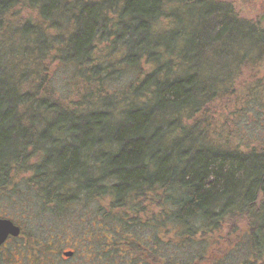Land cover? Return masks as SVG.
<instances>
[{
  "label": "trees",
  "instance_id": "1",
  "mask_svg": "<svg viewBox=\"0 0 264 264\" xmlns=\"http://www.w3.org/2000/svg\"><path fill=\"white\" fill-rule=\"evenodd\" d=\"M257 61L264 27L223 0H0V191L107 203V264H264V145L202 119Z\"/></svg>",
  "mask_w": 264,
  "mask_h": 264
},
{
  "label": "rangeland",
  "instance_id": "2",
  "mask_svg": "<svg viewBox=\"0 0 264 264\" xmlns=\"http://www.w3.org/2000/svg\"><path fill=\"white\" fill-rule=\"evenodd\" d=\"M223 1L228 2L242 18L255 21L264 27V0ZM20 14L30 16L27 10ZM181 28L179 24L176 28L178 33H182ZM173 42L175 37L170 40V43ZM244 54L240 52L229 58L216 59L215 66L212 69L207 68L205 74L210 77L230 78L239 71L237 63ZM251 54L247 53L249 57ZM263 64L257 61V65L243 66L236 79L234 92L213 104L205 115L202 114V119L209 121L211 137L217 143L240 149L264 145ZM59 82L63 84H58L63 92H71L74 84L68 73H63ZM11 191L0 193V207L24 227V236L8 241L0 250V263L5 259L4 264H107L106 258L100 260L96 257L92 260L90 256H83L96 253L92 247H102L98 239L105 242L103 217L97 213V207L103 205L102 209H107V203H101L100 200L89 202V206L86 201L76 199L65 211L55 213L47 205L44 206L42 199L31 194L24 184L20 183ZM93 222L95 225H92ZM33 235L54 240L52 243L37 239L35 247L27 246L30 243L29 236ZM50 249L53 251V258L50 257ZM63 250H74L76 253L66 260L60 253ZM96 255L99 256V253Z\"/></svg>",
  "mask_w": 264,
  "mask_h": 264
},
{
  "label": "flooded vegetation",
  "instance_id": "3",
  "mask_svg": "<svg viewBox=\"0 0 264 264\" xmlns=\"http://www.w3.org/2000/svg\"><path fill=\"white\" fill-rule=\"evenodd\" d=\"M17 185V184H16ZM1 192H3V191H0V193ZM9 192V191H8ZM10 192H12V191H10ZM0 218H7V219H10V220H12L13 221V223L15 224V225H17L19 228H20V233L17 235V236H14V235H9L8 236V238L6 239V241L0 246V250L2 249V248H4L5 246H6V244L8 243V241H10V240H12V239H18V238H21V237H23L24 236V227L21 225V224H19L16 220H15V218L11 215V214H8L6 211H5V209H3L2 207H0ZM92 225H95V222H93L92 223ZM104 226V225H103ZM35 238H36V240L37 239H42V240H44V241H46V242H48V241H52V243H53V240L54 239H48V238H42V237H38V236H35ZM54 238V237H53ZM98 240H100V239H98ZM37 242V241H36ZM27 246H32L30 243L27 245ZM51 248H52V245H51ZM93 249V248H92ZM94 250V249H93ZM50 252H49V254H50V257L51 258H53V256L51 255V252L53 253V251L50 249L49 250ZM64 252H72L73 254L71 255V256H67V255H65L64 254ZM61 253V256L63 257V259H70V258H72L74 255H75V251L74 250H63V251H61L60 252ZM83 256H90V255H83ZM92 257H91V259L93 260L94 258H96L95 257V255H91ZM14 259V258H13ZM4 261H6L5 259H3V262L2 263H0V264H4Z\"/></svg>",
  "mask_w": 264,
  "mask_h": 264
},
{
  "label": "water",
  "instance_id": "4",
  "mask_svg": "<svg viewBox=\"0 0 264 264\" xmlns=\"http://www.w3.org/2000/svg\"><path fill=\"white\" fill-rule=\"evenodd\" d=\"M20 228L7 218H0V246L6 241L9 235L17 236ZM65 255L71 256L72 252H64Z\"/></svg>",
  "mask_w": 264,
  "mask_h": 264
}]
</instances>
